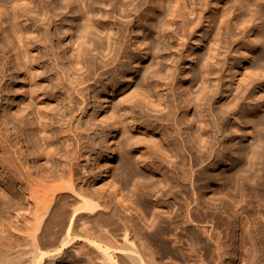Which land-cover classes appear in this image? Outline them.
<instances>
[{"label": "bare ground", "instance_id": "6f19581e", "mask_svg": "<svg viewBox=\"0 0 264 264\" xmlns=\"http://www.w3.org/2000/svg\"><path fill=\"white\" fill-rule=\"evenodd\" d=\"M36 1L43 13L37 20L30 15L34 0H0V187L7 192L0 206L8 215L0 217V264H228L233 256L235 264H248L249 245L255 251V261L249 264H264V96L255 111L243 114L248 129L241 142L233 149L227 144L232 139L229 109L238 107L240 97L252 99L250 91L264 83V0L216 3L217 11L188 60L193 62V83L201 80L193 96L184 89L179 71L184 53L176 51L168 64L159 60L163 42L152 34L166 37L165 22L172 25L180 19L182 30L193 35L210 0H204L198 13L194 7L184 13L194 15L191 32L172 0L155 2L159 11L155 16L152 11L153 21L137 26L138 34L148 35L141 41V62L127 80H122L127 67L119 58H134L129 56L132 41L123 42L126 29L134 34L133 18L121 20L109 36L111 54L102 56V30L94 17L99 4L109 0H90L84 11L73 7L80 0ZM130 1H135L133 10L144 3ZM7 4L13 5L11 15ZM54 9L73 14L68 44H63L67 32H61ZM21 19L31 21L35 36H28L19 25ZM250 29L254 38L244 42L241 61H234L235 69L229 66L227 77L234 87L226 107L217 108L216 95L224 80L219 77L214 85L210 76L221 68L219 54L225 45L220 41L230 30L238 31V41H243ZM8 30L23 42L16 65ZM70 50L76 59L67 56ZM244 62L250 63L247 69ZM17 71L23 72L27 85L25 110L16 113L7 108ZM97 71L103 74L95 79ZM37 79L45 82L43 88ZM118 82L131 87L121 98L114 97L118 113L98 123L93 106H100V90L116 89ZM45 99L55 106L46 105ZM192 109L196 114L189 119ZM107 132L112 145L107 144ZM45 143L54 146L52 150L44 152ZM101 149L108 160L103 168L96 165ZM216 165L226 166L217 178L222 185L219 194L249 206L256 238L240 226L227 201L216 202L203 192L214 182L208 172ZM100 175L106 180L98 185ZM144 202L154 203L155 210L143 207L151 220L137 223L133 212ZM199 220L215 222L225 234L199 228ZM239 230L236 246L232 238Z\"/></svg>", "mask_w": 264, "mask_h": 264}, {"label": "rangeland", "instance_id": "374dc122", "mask_svg": "<svg viewBox=\"0 0 264 264\" xmlns=\"http://www.w3.org/2000/svg\"><path fill=\"white\" fill-rule=\"evenodd\" d=\"M16 1L23 2V0H16ZM80 1H81L80 5L79 4L76 5L75 3H73V7L77 11L86 10L87 4L90 0H80ZM157 1L158 3H160L161 1H164V0H147V1L143 0L144 3L141 5V7H139L136 10H133L135 6V1L131 2L130 0H109L105 5H103V3L99 4V7L96 10V16L94 17V21H97L98 27L102 30V33L100 35L101 43H102L100 47L101 48L100 52L102 56L111 54L112 39H109V36L112 37L111 34L115 33L116 27L120 25L121 20L126 21L129 18H133L135 21V26L133 28V31H134L133 35L130 33V31H128V29L124 31L123 42H125L126 44H129V41L130 40L132 41L134 50H129V56H133L134 58L130 59V57L125 56L124 54L120 56L119 63L121 62L122 65L127 67V72L124 76H122V80H127L128 78L133 77L135 73L134 67H136L138 63L141 62L140 60L141 55L144 52V46L141 43V41H142L143 36L146 37L148 35V32L145 31L141 34H138L137 26L144 21L149 24L153 21L151 17L152 11H154V16L157 15V12L159 11L158 6L156 7L154 6V3ZM217 2H219V0L217 1L210 0L208 10H206L203 13L202 25L199 28L195 29L193 35H188L182 30L183 22L180 19H177V20L175 19V23L172 25H169L167 22H165V25L167 26V31H166L167 36L166 37L158 35L157 33L152 34L153 38L157 39L158 41L163 42V45H162L163 47L159 49V54H160L159 60H162L166 64H168L171 61L173 54L176 51H180L184 53V59L182 60V63L179 66V71L181 73V77L185 80L184 89L187 90L191 96L198 93L196 90L198 89L199 87L198 85L201 83V80L199 81L197 85L193 83L194 82L192 79L193 78V71H192L193 62L188 61V60L190 59L189 57L191 53L195 51V48L197 47L196 43L199 39V35L205 32L204 30L207 28L210 18L216 13L217 10L215 9L216 8L215 5ZM172 4L176 5L181 15L182 14L184 15V21L188 28V32H191L192 24L190 22V19H193L194 15L186 16L184 13L187 10L191 9L192 7L196 8V12L198 13L199 12L198 8L203 7L205 5L204 0H172ZM31 6L33 7L32 11L35 10L34 13L30 12L31 17L35 18L36 20L42 17L43 15L42 10H41L42 6L39 3V1L34 0ZM12 7L13 5L8 7V4H7V11L9 12L10 15H11ZM111 9H114L113 16H115V18H112V14L110 13L112 11ZM53 11L58 16V19H59L58 24L60 25L61 32L62 33L63 31L65 33L67 32L66 36H63L62 34V36L65 38V41L63 44H68L71 38L70 33L68 32L69 31L68 29H69V24L72 20L73 14L71 11L70 12L68 10L64 11L62 9H54ZM188 18H189V22H188ZM19 23H20L19 25L22 28H25L27 30L28 36L30 37L35 36L36 33H34V26L32 25L31 21H28V20L25 21L24 19H21ZM229 33L230 34L226 38H224V35H223L222 40L220 41L222 45L223 44L225 45V49L223 50V53L219 54L220 64H221L220 71L216 75L210 76V82L211 84H214V85L217 84L219 77L220 79L224 80V83L221 86L219 93L216 95V107L220 109H224L226 107L225 106L226 99L230 94L229 89L234 87L233 86L234 83H231V80H229L230 78L228 79L227 77L229 73V66H232V68L234 69L237 67L236 66L237 64H234V61H237V62L241 61L240 54L243 50L242 47H243L244 42L246 43L250 41V39L254 38L253 29L248 30L243 41H238V37L240 36L238 34V31L230 30ZM7 35H8L7 39L8 41L11 42L10 44L12 45V48L10 50V56L12 57V63L16 65L17 62L20 61L19 49L23 45V42L22 43L18 42V36H19L18 33L15 35L14 33L8 30ZM135 37H137V39H134ZM88 45H90L92 48L94 47L93 44H91L90 42H88ZM93 52L96 53L95 50ZM35 54H36V51L31 49V55L34 56ZM67 56H70L71 58H74V59L77 58L76 52L72 50H70L67 53ZM75 64L77 68L80 67L77 63ZM249 64H250L249 62H244L242 66L243 68L247 69V67L250 66ZM33 67L36 68V63L33 65ZM117 67L119 68V70L121 69L119 66ZM108 70L112 72L114 70L113 65L108 67ZM240 70L236 75L238 79H241L242 77L241 75L242 70L241 71ZM102 74L103 72L97 71L94 76L95 79L101 76ZM22 79H23L22 71H17L13 76L14 82L10 85V89L12 90V98L10 99L9 105L7 108V110L9 111L17 113L19 112V110H25L24 108L25 100H24L23 92H24V85L26 86L27 84H26V81H22ZM37 82L41 88L45 86V82L42 79H37ZM150 84L153 86V83H150ZM128 87L130 88L131 85H129ZM128 87L125 83L118 82L116 89L111 88L105 91L100 90V93L98 95L100 106H98V104L96 103L93 106V109L95 111V118L98 120V123L100 120L109 119V116L112 112L118 113V110L115 107L116 100H114V97L117 96L118 99L121 98L124 92L127 91L126 89ZM250 96H252L251 97L252 99H249L248 97L246 98L240 97L239 102L236 101V103L238 104L237 105L238 107L236 109L234 108L229 109L231 114H230V121L228 124V129L231 130L232 139L229 140L227 144L230 149H233L236 145H238V143L241 142V139L243 138L244 133L248 129L245 123L242 122V116L243 114H251L253 111H255V108L258 106L260 102V98L264 96V83L261 82V83L256 84V86L250 91ZM155 97H157V95ZM43 101H45V104L48 105L49 107L55 106V103H53V101L50 99H45ZM105 101H109V104H105ZM92 102H95V101L92 99ZM234 104H235V101L231 102L229 106L231 107ZM134 112L136 114L138 113L137 110ZM90 113H92V111ZM194 113L196 114L195 109L190 110L189 115H188L189 119H191L192 116H194ZM30 117L31 115L27 114V118H30ZM249 131L251 132L252 129H249ZM82 137L86 138L84 135H82ZM106 138H107V144L112 145L113 139L109 136V132L106 133ZM157 142H159V139H157ZM53 147L54 146H49L47 143H45L44 152L52 150ZM101 151L102 149L99 150V153H98L99 158H97L96 160V165L99 168H103L105 163H108V160H106L103 157V153ZM229 157H230V154H228V158ZM111 162L112 164H116V167H117L118 165L117 159L112 158ZM189 164L190 165L192 164L191 161L189 162ZM225 171H226V166H223V165H218V166L216 165L210 168L208 174L214 178L213 180L214 182L213 184H211L209 189L206 187L202 188L203 192L205 193L208 199H214L216 202H218L219 199L227 201L233 207L234 211L239 217L238 222L241 221L240 226H243V228L247 229L249 235H251L252 238H256V236L254 235L255 233L253 231V227H252L255 223V219L254 217H252V214H249L250 213L248 212L249 210H247V207L249 206L246 203L235 202L234 200L230 198L229 195L219 194L220 191L222 190V185L217 181V178L220 175H222ZM115 177H116V174H114V178ZM155 178L156 180H159L160 175H155ZM105 180H106V176L100 175L96 179L95 183L100 185ZM1 188L2 187H0V205L5 200V196L7 195V192L5 195L4 193L5 190L3 191V188L2 189ZM244 204L247 205L246 208ZM145 206H148L152 211L155 210L154 203L152 202H146V203L144 202L143 204L136 206L133 212V216H134L133 218L137 223L142 222L143 220L145 221L151 220L152 215L150 213L148 214L144 212L142 209ZM1 211L2 210L0 206V214H2L0 215V217L1 216L3 217L6 215L5 218H8L7 217L8 215ZM196 223H198L199 228L201 227L208 231H211V229L214 228L217 232H220L221 235L225 234L224 228H220V227L217 228V226L215 225V222L212 223V222H205V221L199 220V221H196ZM237 232L235 236L232 238V240H234V244L237 243L236 246L239 244L238 235L242 233L241 230H239L238 233ZM248 249H249L248 250V264H249L251 261H253L252 259L254 258L255 251L252 245H249ZM232 259H234V262L233 260L232 261L230 260L229 263L235 264L236 258L233 256ZM69 264H72V263H69Z\"/></svg>", "mask_w": 264, "mask_h": 264}]
</instances>
